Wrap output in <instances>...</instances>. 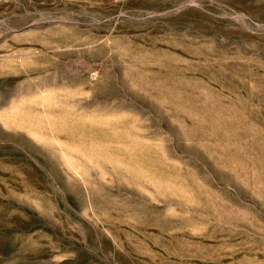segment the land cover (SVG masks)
<instances>
[{
  "label": "rangeland",
  "instance_id": "374dc122",
  "mask_svg": "<svg viewBox=\"0 0 264 264\" xmlns=\"http://www.w3.org/2000/svg\"><path fill=\"white\" fill-rule=\"evenodd\" d=\"M0 264H264V0H0Z\"/></svg>",
  "mask_w": 264,
  "mask_h": 264
}]
</instances>
